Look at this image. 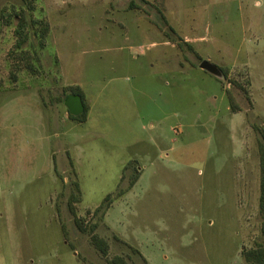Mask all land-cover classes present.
Here are the masks:
<instances>
[{
	"label": "rangeland",
	"instance_id": "1",
	"mask_svg": "<svg viewBox=\"0 0 264 264\" xmlns=\"http://www.w3.org/2000/svg\"><path fill=\"white\" fill-rule=\"evenodd\" d=\"M21 10L49 24L45 50L38 26L22 47L36 74L10 56ZM261 129L264 0H0V264H244L264 247ZM74 194L106 259L74 225Z\"/></svg>",
	"mask_w": 264,
	"mask_h": 264
},
{
	"label": "trees",
	"instance_id": "2",
	"mask_svg": "<svg viewBox=\"0 0 264 264\" xmlns=\"http://www.w3.org/2000/svg\"><path fill=\"white\" fill-rule=\"evenodd\" d=\"M27 3L35 2L36 0H24ZM133 4L131 5V7ZM29 11H32V7L28 6ZM12 15L18 19L17 27L14 30V36L16 39L14 49L10 52L11 59L14 62V69L16 72H19L23 69L27 70L30 74H36L38 73V68L35 67L33 64V59L37 60V55L35 53L29 54L27 51L23 50L22 47L25 44L28 36V28L31 26L34 28L35 26H38V28L34 31V35L37 36L39 41L40 49L45 50L46 47V38L49 34V24L47 23V19L45 14L41 16L40 19L32 20L30 25L27 22L25 12L23 10L20 11V13H16L15 11H12V14H8L9 20L12 19ZM14 19V18H13ZM170 31L174 32L170 28ZM55 60V58H54ZM224 78H227V71H222ZM15 80V77H13ZM64 90H69L71 94L78 95L81 97L83 105H84V112L82 115L78 117H72L68 115V118L73 121H77L79 123H84L86 121V115L88 112V105L84 103L83 94L82 91L78 86H69L67 88H64ZM227 99L229 101L230 110L232 113H237L239 111L238 106L234 103L233 98L231 97L230 92H227ZM68 95L65 96L64 99H66ZM260 136L262 143L258 144L257 152H258V163H259V199H258V211L262 218L261 224H260V233L264 237V129L260 130ZM137 181V178H134L133 181L130 183V187L134 185ZM75 188L78 192V185H75ZM128 190H122L120 189L115 196L107 195L103 203L94 209L92 212L93 216L97 215L98 213L102 212L104 214V211L108 209L115 197H122L124 196ZM79 198L77 195H71L68 201V210L71 213V215L74 217V225L77 228V230L80 233L87 234L89 236V241L91 245L99 252V254L103 258L108 257V244L104 239L99 237L96 233V225L87 226V224L84 223V220L76 217V209H75V203L78 202ZM88 214L90 212H87ZM241 256L243 258L244 264H264V247L261 245H256L254 248H250L248 250H244L241 253ZM108 264H128L126 260H124L122 257L114 256L112 259L107 260Z\"/></svg>",
	"mask_w": 264,
	"mask_h": 264
},
{
	"label": "water",
	"instance_id": "3",
	"mask_svg": "<svg viewBox=\"0 0 264 264\" xmlns=\"http://www.w3.org/2000/svg\"><path fill=\"white\" fill-rule=\"evenodd\" d=\"M199 69L209 73L216 78H219L221 76V72L219 71V69L216 66L208 63L207 61H201L199 64ZM63 104L67 110L68 115L72 117H78L84 112L82 99L78 95L69 94Z\"/></svg>",
	"mask_w": 264,
	"mask_h": 264
},
{
	"label": "crops",
	"instance_id": "4",
	"mask_svg": "<svg viewBox=\"0 0 264 264\" xmlns=\"http://www.w3.org/2000/svg\"><path fill=\"white\" fill-rule=\"evenodd\" d=\"M87 120V119H86ZM86 122V121H85Z\"/></svg>",
	"mask_w": 264,
	"mask_h": 264
}]
</instances>
